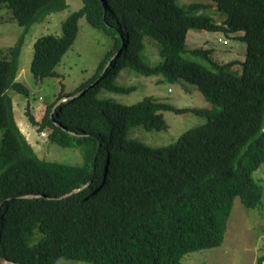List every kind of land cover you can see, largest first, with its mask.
Returning a JSON list of instances; mask_svg holds the SVG:
<instances>
[{"label": "trees", "instance_id": "obj_1", "mask_svg": "<svg viewBox=\"0 0 264 264\" xmlns=\"http://www.w3.org/2000/svg\"><path fill=\"white\" fill-rule=\"evenodd\" d=\"M207 1L82 0L60 36L34 42L31 71L44 79L60 75L56 68L75 43L81 18L116 39L87 84L62 91L40 121L27 111L32 125L49 131L50 141L81 150L82 163L74 165L40 157L17 123L10 94L31 95L18 80L27 28L67 9L68 1L0 0L8 18L26 28L10 54H0V257L25 264L61 258L183 264L188 253L224 244L238 197L247 208L262 205L264 187L254 172L264 164V0ZM190 30L243 32L245 60H216L214 48L189 49ZM146 36L159 43L163 63L145 61ZM238 64L241 75L234 71ZM124 68L163 76L188 91L193 85L221 110L179 108L154 96L132 105L99 98L103 89H134L116 83ZM166 110L208 122L166 146L129 137L140 125L168 129Z\"/></svg>", "mask_w": 264, "mask_h": 264}, {"label": "rangeland", "instance_id": "obj_2", "mask_svg": "<svg viewBox=\"0 0 264 264\" xmlns=\"http://www.w3.org/2000/svg\"><path fill=\"white\" fill-rule=\"evenodd\" d=\"M68 8L44 17L40 22L27 28L26 40L21 56V73L18 80L27 85L31 91L29 97L10 91L14 100V110L17 123L29 143L38 152L41 158L68 164L82 163V153L76 147H63L49 140V131H39L37 126L31 124L27 111L42 120L49 104L54 102L63 92L74 93L78 88L87 84L98 72L99 67L108 54L114 49L116 39L103 29L92 26L85 17L80 20V31L73 46L68 50L56 70L60 74L56 77L36 79L31 71L34 57V42L41 36L62 34L63 21L74 11L83 6L82 0H67ZM209 3L207 0H183ZM3 5V4H2ZM211 12L218 17L216 5L212 4ZM5 7V8H4ZM0 6V54H10L11 47L17 42L26 28L8 18V9ZM209 12L213 15V13ZM10 15V14H9ZM219 18V17H218ZM221 19V18H219ZM243 32L228 36L224 32L207 30H190L187 47L194 49L203 47L215 49L216 60L242 61L247 55V44L239 38ZM222 39L221 41L219 39ZM224 41H228L224 43ZM146 48L143 56L150 65L164 62L160 55L159 43L151 36L145 37ZM191 56V55H188ZM192 57V56H191ZM111 60L108 61L107 65ZM105 68L100 70L103 74ZM237 75H241V64L234 67ZM116 83L124 87H134L128 93H118L103 89L99 98H111L119 103L132 105L140 102L147 96H154L161 101L171 103L179 108H211L221 110L218 104L210 103L205 95L195 86L188 91L180 83H169L163 76H145L133 69L124 68L120 72ZM168 122V129H146L137 126L130 130L129 137L137 138L144 143L154 146H166L177 142L178 138L188 130L205 125L206 116L194 113L177 114L173 111H164ZM3 132L0 129V144ZM254 178L264 187V164L254 172ZM86 187V185H85ZM264 258V196L260 207L247 208L238 197L229 221L226 239L222 246L208 248L186 254L183 264H260L259 259ZM57 264H92L85 261L61 258ZM264 264V262H263Z\"/></svg>", "mask_w": 264, "mask_h": 264}, {"label": "water", "instance_id": "obj_3", "mask_svg": "<svg viewBox=\"0 0 264 264\" xmlns=\"http://www.w3.org/2000/svg\"><path fill=\"white\" fill-rule=\"evenodd\" d=\"M121 54V50L120 51H118L115 55H114V57L113 58H116L117 56H119ZM112 60V59H111ZM111 62V61H110ZM110 62H109V64H110ZM108 64V65H109ZM107 65V66H108ZM66 98H68V97H66ZM65 98V99H66ZM85 187V186H84ZM78 190H75L74 192H77ZM30 197H39V195H30ZM0 262L2 263V264H25V263H20V262H16V261H12V260H9V259H7V258H5V257H0Z\"/></svg>", "mask_w": 264, "mask_h": 264}, {"label": "crops", "instance_id": "obj_4", "mask_svg": "<svg viewBox=\"0 0 264 264\" xmlns=\"http://www.w3.org/2000/svg\"><path fill=\"white\" fill-rule=\"evenodd\" d=\"M220 61H226V60H220ZM21 73V72H20Z\"/></svg>", "mask_w": 264, "mask_h": 264}]
</instances>
